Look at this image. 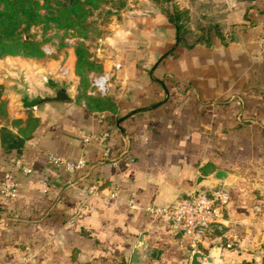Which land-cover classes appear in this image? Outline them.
Masks as SVG:
<instances>
[{"label": "crops", "instance_id": "obj_1", "mask_svg": "<svg viewBox=\"0 0 264 264\" xmlns=\"http://www.w3.org/2000/svg\"><path fill=\"white\" fill-rule=\"evenodd\" d=\"M174 3L189 34L212 33L187 44L168 19L142 20L123 51L106 52L111 109L30 97L12 118L19 125L0 126V183L11 174L20 186L0 197V264H129L141 235L151 251L141 264H188L190 240L147 209L216 170L235 175L223 187L233 237L199 248L264 264V0ZM104 131L107 155L83 144ZM49 155L85 165L53 169Z\"/></svg>", "mask_w": 264, "mask_h": 264}, {"label": "rangeland", "instance_id": "obj_2", "mask_svg": "<svg viewBox=\"0 0 264 264\" xmlns=\"http://www.w3.org/2000/svg\"><path fill=\"white\" fill-rule=\"evenodd\" d=\"M33 1L41 21L24 33L23 39L29 43L0 58V126L19 125L20 121L12 118L28 113L21 101L53 96L56 86L66 88L71 102L78 105L95 111L111 109L113 99L108 92L112 79L104 94L96 90L93 81L103 75L104 66L109 74L106 52L119 46L123 51L127 32L142 20L156 15L168 19L178 25L180 40L187 44L208 38L214 27L208 25L199 35L189 34L194 31L186 29L188 12L174 0Z\"/></svg>", "mask_w": 264, "mask_h": 264}, {"label": "built area", "instance_id": "obj_3", "mask_svg": "<svg viewBox=\"0 0 264 264\" xmlns=\"http://www.w3.org/2000/svg\"><path fill=\"white\" fill-rule=\"evenodd\" d=\"M109 76L103 74L93 81L97 91L104 94L109 86ZM111 137L110 131H104L97 135L88 134L83 139L85 146L95 143L104 153L105 146ZM46 163L53 169L64 168L69 173L84 167L85 162L79 159L77 162L54 155L46 158ZM25 175L31 174V170L23 169ZM46 186V184H44ZM19 184L11 174H6L0 183V197L14 199L19 192ZM116 197V196H115ZM230 204L229 191L223 187L202 190L197 195L193 193L180 198L170 204L147 209L151 215L157 216L171 224L184 237L190 240L192 251L201 250L202 243L219 238L233 237L232 227L226 223L224 214Z\"/></svg>", "mask_w": 264, "mask_h": 264}, {"label": "water", "instance_id": "obj_4", "mask_svg": "<svg viewBox=\"0 0 264 264\" xmlns=\"http://www.w3.org/2000/svg\"><path fill=\"white\" fill-rule=\"evenodd\" d=\"M53 93V96H39L36 98V102L39 104L46 102H71L73 100L64 87H54ZM119 124L120 122L117 124L118 128ZM234 178V174L225 170H216L209 176L199 175L194 182V194L197 195L203 189L208 188L231 187ZM150 258L151 251L148 250V242L144 239V235H141L132 252L129 264H141ZM237 262L238 260L235 257L221 255L218 246H212L206 251L194 250L188 260V264H236Z\"/></svg>", "mask_w": 264, "mask_h": 264}, {"label": "trees", "instance_id": "obj_5", "mask_svg": "<svg viewBox=\"0 0 264 264\" xmlns=\"http://www.w3.org/2000/svg\"><path fill=\"white\" fill-rule=\"evenodd\" d=\"M36 3L33 0H0V58L13 55L29 43L23 39L24 33L41 21Z\"/></svg>", "mask_w": 264, "mask_h": 264}]
</instances>
